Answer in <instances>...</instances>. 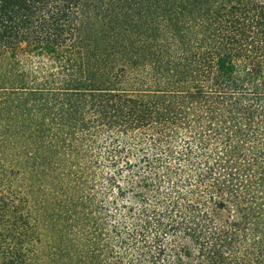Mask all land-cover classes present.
<instances>
[{
    "label": "trees",
    "instance_id": "1",
    "mask_svg": "<svg viewBox=\"0 0 264 264\" xmlns=\"http://www.w3.org/2000/svg\"><path fill=\"white\" fill-rule=\"evenodd\" d=\"M0 264H264V0H0Z\"/></svg>",
    "mask_w": 264,
    "mask_h": 264
}]
</instances>
